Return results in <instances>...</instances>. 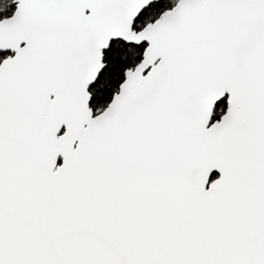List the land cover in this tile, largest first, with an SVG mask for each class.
Instances as JSON below:
<instances>
[{
	"label": "snow or ice",
	"instance_id": "6c2138e0",
	"mask_svg": "<svg viewBox=\"0 0 264 264\" xmlns=\"http://www.w3.org/2000/svg\"><path fill=\"white\" fill-rule=\"evenodd\" d=\"M0 264H264V0H0Z\"/></svg>",
	"mask_w": 264,
	"mask_h": 264
}]
</instances>
